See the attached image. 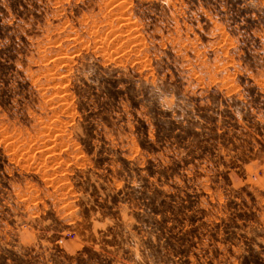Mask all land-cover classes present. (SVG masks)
Listing matches in <instances>:
<instances>
[{"label": "rangeland", "instance_id": "obj_1", "mask_svg": "<svg viewBox=\"0 0 264 264\" xmlns=\"http://www.w3.org/2000/svg\"><path fill=\"white\" fill-rule=\"evenodd\" d=\"M0 264H264V0H0Z\"/></svg>", "mask_w": 264, "mask_h": 264}]
</instances>
